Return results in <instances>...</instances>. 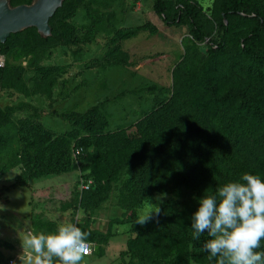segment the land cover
<instances>
[{
    "label": "rangeland",
    "instance_id": "1",
    "mask_svg": "<svg viewBox=\"0 0 264 264\" xmlns=\"http://www.w3.org/2000/svg\"><path fill=\"white\" fill-rule=\"evenodd\" d=\"M190 1L200 11L209 38L218 41L216 25L227 0ZM256 1L264 24V0ZM153 4L154 0L67 1L65 13L51 21L56 41L40 43L34 31H28L17 35L8 51L0 54L8 65L0 70V264H23L29 251L23 248L28 232L54 234L69 222L90 233L92 254L83 264H143L133 252L139 218L154 215L157 209L166 220H172L174 212L196 211L203 181L185 186L166 176L156 183L147 180L148 197L136 201L141 189L130 180L134 163L110 178L108 190L104 188L107 165L121 161L140 145L146 128L174 111L173 92L185 75L199 85L209 76L205 42L195 41L186 25L164 23ZM250 27L251 23L236 19L229 24L225 57L237 61L236 69L246 78L225 77L217 92L219 113L238 108L244 116L264 86L261 68L239 52V40ZM260 38L258 45L264 48V27ZM91 110L106 120L92 139L77 124L78 117ZM31 121L62 142L69 169L31 178L20 186L25 154L31 159L50 155L49 149L21 139V127ZM213 122L220 137L228 129H239L230 115ZM74 129L87 135L82 144L77 143L79 132ZM106 133H118L120 140L103 137ZM76 145L83 148L81 155L75 154ZM60 152L57 149L54 158ZM86 192H105L106 197L88 210ZM176 255V249L169 250L160 261L167 264ZM218 259H190L189 264H217Z\"/></svg>",
    "mask_w": 264,
    "mask_h": 264
},
{
    "label": "trees",
    "instance_id": "2",
    "mask_svg": "<svg viewBox=\"0 0 264 264\" xmlns=\"http://www.w3.org/2000/svg\"><path fill=\"white\" fill-rule=\"evenodd\" d=\"M34 1L9 0V5L10 7L31 5ZM67 1L72 0H64L50 18L49 37H43L35 28L23 29L11 34L4 43H0V54L8 51V44L17 35L28 31H34V38L40 43L56 41L58 36L51 21L58 14L65 13ZM259 8L256 0H227V6L223 8L222 16L216 25L219 34V40L216 41L209 38L202 15L190 0H176L174 4L169 0H154V12L164 23L186 25L195 41L205 42L209 76L199 85L188 78L189 74L185 75L183 83L173 92L171 104L174 111L166 113L151 129L146 128L141 133L140 145H134L121 161L107 165L109 177L105 181V190L109 188L110 178L132 163L135 167L130 173V180L135 187L141 189L139 190L141 195L136 200L139 202L149 195L144 182L152 180L156 183L160 181L161 176L175 179L180 185L185 186H193L203 181L201 185L203 197L216 194L220 187L230 182L241 181L245 173L257 175L264 181V86L255 95V102L249 105L244 116L238 113V108H235V111L223 108L221 113L217 108L218 87L224 83L225 77L246 78L236 69L237 61L225 57L228 27L232 20L251 23L248 33L239 40V52L261 68V77L264 78V48L258 45L264 24ZM4 66L8 68L5 62ZM176 70L182 75L185 73L180 67H176ZM228 115L235 119L239 129H228L224 137L217 136L213 120ZM2 123L3 116L0 113V126ZM77 124L78 128L81 127V131L88 133L92 139L106 126V120L102 116H96L91 110L79 116ZM181 125L187 129L180 130ZM20 131L21 139L25 143L49 149L47 151L50 152L45 159L39 157L31 159L25 154L26 170L20 186H24L25 181L31 178L57 174L69 169L67 161L69 155L65 153L62 142L51 138L37 122L24 123ZM72 132H79L80 139L77 143L82 144L79 142H84L87 135H81L78 129ZM102 136L120 140L118 133H106ZM73 138L77 139L78 135H74ZM57 149L61 152L54 158ZM76 150L80 151L79 155L83 153V148L79 145H76L74 152ZM53 158L56 161L52 163ZM105 197V192L102 194L86 192L84 205L88 210H93ZM196 211L174 212L170 214L172 220L162 218V214L159 213L152 215L143 225L136 222L139 234L133 242L134 256L143 264H163L160 258L164 257L167 251L176 249V257L167 264H189L190 259L197 261L209 258L208 252L201 251L204 244L212 239L207 231L198 240L193 239L191 226ZM257 251H264V240Z\"/></svg>",
    "mask_w": 264,
    "mask_h": 264
},
{
    "label": "clouds",
    "instance_id": "3",
    "mask_svg": "<svg viewBox=\"0 0 264 264\" xmlns=\"http://www.w3.org/2000/svg\"><path fill=\"white\" fill-rule=\"evenodd\" d=\"M199 205L192 217L193 239L205 231L212 237L201 251L218 257L217 264H264V251H257L264 240V181L245 173L241 181L204 196ZM152 214L142 215L137 223L145 224ZM89 235L71 222L61 224L54 234L28 232L23 264H83L92 252Z\"/></svg>",
    "mask_w": 264,
    "mask_h": 264
},
{
    "label": "water",
    "instance_id": "4",
    "mask_svg": "<svg viewBox=\"0 0 264 264\" xmlns=\"http://www.w3.org/2000/svg\"><path fill=\"white\" fill-rule=\"evenodd\" d=\"M64 0H35L31 5L10 7L9 0H0V43L11 34L35 28L43 37L51 35L50 18Z\"/></svg>",
    "mask_w": 264,
    "mask_h": 264
},
{
    "label": "built area",
    "instance_id": "5",
    "mask_svg": "<svg viewBox=\"0 0 264 264\" xmlns=\"http://www.w3.org/2000/svg\"><path fill=\"white\" fill-rule=\"evenodd\" d=\"M3 66H4V59H3L2 57H0V68H2ZM79 152H80V151L76 150V151H75V154L78 155ZM86 188H87V187H86ZM91 254H92V252H91ZM91 254H90V255H91ZM90 255H89V256H90Z\"/></svg>",
    "mask_w": 264,
    "mask_h": 264
}]
</instances>
